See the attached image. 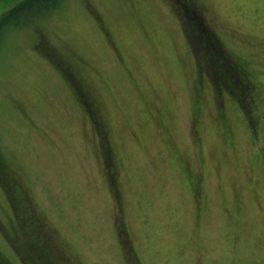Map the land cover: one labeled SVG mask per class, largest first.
Segmentation results:
<instances>
[{"label": "rangeland", "instance_id": "374dc122", "mask_svg": "<svg viewBox=\"0 0 264 264\" xmlns=\"http://www.w3.org/2000/svg\"><path fill=\"white\" fill-rule=\"evenodd\" d=\"M197 2L248 69L250 111L218 96L169 0H65L0 31V156L68 264H123L119 231L140 264H264V0ZM21 3L0 0V20Z\"/></svg>", "mask_w": 264, "mask_h": 264}, {"label": "trees", "instance_id": "16d2710c", "mask_svg": "<svg viewBox=\"0 0 264 264\" xmlns=\"http://www.w3.org/2000/svg\"><path fill=\"white\" fill-rule=\"evenodd\" d=\"M64 1L22 0L21 4L10 9L1 18L0 31L4 25L7 26L10 22H14L22 15L34 18V20H41V17L49 16L53 12H59ZM169 2L173 7V13L180 19L184 38L187 39L189 48L197 56V60L200 63L199 68L212 74L213 86L219 94L218 96L221 99L223 95H226L232 100L236 99L246 109L243 112H247L252 103L250 98L253 81L249 77L248 69L242 66L243 63L234 57L232 51L230 52L225 47L221 38L217 36L215 28L206 20V8L198 3L197 0H169ZM93 16V19L96 20V16ZM98 26L100 27V23ZM10 29L11 27L8 31ZM101 31H103L107 40V32L102 29ZM37 33L35 28L34 34H32L33 36L35 35L34 41H32L34 44H37L38 41L39 33ZM111 42L114 43L113 40ZM46 47L49 48L51 54V48L49 46ZM56 52V50L53 51V58ZM67 61V55L63 57L57 54V57L52 63L58 72L66 76L64 79L70 90H72L74 99H76L77 103H80L81 107L86 110L87 116L92 120L94 114L92 115L88 106L92 104V101L87 98V91L82 85H79L80 82L70 76L69 69L72 70V68ZM96 132L99 136L97 137L99 147L100 149L103 147L105 150V153L103 152V162L107 166L111 165V155L107 149L109 142L106 136L101 137V132L98 129H96ZM14 181L16 180L10 172V166L5 162V158L0 156V199L1 203L8 200L11 210L10 217L8 215L10 218L9 221L0 217V224H4L0 228V240L2 241L3 247L14 250L13 258L17 259V261L19 260V264H68L65 256L62 255L63 253L58 250L56 251L57 248L53 242V236L48 230L49 227L43 221L42 217L37 212H34L30 204H28V201H26L24 194L21 193V187ZM108 187L110 194L112 192L111 197L116 204L119 198L117 197L116 190L111 191L115 186H112L110 180ZM3 207L5 208V205ZM3 207L2 209H4ZM115 230L117 231L116 227ZM116 242L120 247L122 245L124 249L122 257L123 264H140L137 259L136 261L133 259V252L124 232L119 231V237H117ZM0 250L2 249L0 248ZM0 264H11L10 258L1 252Z\"/></svg>", "mask_w": 264, "mask_h": 264}, {"label": "flooded vegetation", "instance_id": "af4514ba", "mask_svg": "<svg viewBox=\"0 0 264 264\" xmlns=\"http://www.w3.org/2000/svg\"><path fill=\"white\" fill-rule=\"evenodd\" d=\"M43 39L45 40V42H43ZM40 43V44H39ZM41 43H43V45H45V46H49L50 47V45H48V42H46V35L45 34H38V41H37V44H35V45H37L38 47L41 45ZM51 48V47H50ZM96 132V131H95ZM96 136L97 137H99L98 136V133L96 132ZM107 150V149H106ZM99 154H100V156H101V158H102V161H103V157H104V155H103V152L105 153V150H104V148L102 147V149H100V147H99Z\"/></svg>", "mask_w": 264, "mask_h": 264}]
</instances>
